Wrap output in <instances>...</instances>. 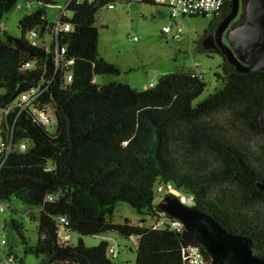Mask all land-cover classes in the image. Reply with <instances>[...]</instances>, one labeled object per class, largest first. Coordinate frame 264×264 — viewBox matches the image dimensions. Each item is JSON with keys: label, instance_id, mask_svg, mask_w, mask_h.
Returning <instances> with one entry per match:
<instances>
[{"label": "trees", "instance_id": "16d2710c", "mask_svg": "<svg viewBox=\"0 0 264 264\" xmlns=\"http://www.w3.org/2000/svg\"><path fill=\"white\" fill-rule=\"evenodd\" d=\"M18 1L0 0V110L44 82L42 101L58 121L51 132L22 114L16 137L30 139L31 146L15 149L0 171V198L28 203L30 219L38 222L37 242L26 253L42 257L41 264H115L106 240L87 246L82 237L116 232L137 239L135 264H183L182 231L153 225L161 218L157 204L164 186L166 195H194L193 208L249 237L264 259V191L257 186L264 181V71L241 73L221 50L201 46L222 56L216 77L223 87L198 103L207 83L191 68L165 74L143 90L117 81L101 84L97 76L121 69L100 54L97 14L109 3L132 1L93 0L73 6L74 28L60 39L75 59L73 81L64 85L56 76L49 86L53 54L28 38L29 31L47 27L43 11L20 19V37L1 26ZM231 9L232 0H226L222 17ZM28 62L33 67L26 69ZM49 195L53 201H46ZM121 202L142 215L138 223L114 221ZM60 214L80 235L77 244L60 243ZM10 225L26 243L22 225L14 219Z\"/></svg>", "mask_w": 264, "mask_h": 264}, {"label": "rangeland", "instance_id": "374dc122", "mask_svg": "<svg viewBox=\"0 0 264 264\" xmlns=\"http://www.w3.org/2000/svg\"><path fill=\"white\" fill-rule=\"evenodd\" d=\"M53 1V4L34 2L31 8H27L26 0H19L23 7L15 6L4 16L1 26L11 35L20 37L22 35L19 27L20 19L26 13L38 10L43 11L49 23H55L59 18L60 6H64L67 0ZM115 4L114 9L103 7L99 10L96 25L99 29L101 56L118 65L121 73L97 76V82L105 84L117 81L143 90L155 85L165 74L191 68L196 63H200L204 70L207 87L195 103L206 99L223 87V82L216 77V72L220 71V65L223 62L222 56L218 53L209 54L201 49L202 38L215 25L214 18L203 15L179 17L183 35L179 39H174L172 35L166 37L163 34V29L171 22L168 6L159 7L142 1L132 3L118 1ZM243 19L242 5L238 18L233 21V24ZM134 37L138 39L134 40ZM174 195L184 197L180 193ZM0 204L6 206V210L0 212V256H7L13 249L16 261L13 264H41L42 257H36L30 252L26 253V247L37 242L38 222L32 221L29 216L32 206L16 197L10 200L0 198ZM113 217L115 222H123L125 218H129L138 223L142 215L128 203L121 202L117 204ZM13 219L22 225L21 233L26 243L19 232L11 227L10 223ZM150 223L151 220L148 218L147 224ZM106 236L116 240L118 244L119 252L113 258L115 264H135L138 246L136 238H126L116 232H110ZM79 238L78 233L72 232L70 244H77ZM82 238L87 246L98 245L103 240L101 236H83ZM22 259L23 263H21Z\"/></svg>", "mask_w": 264, "mask_h": 264}, {"label": "built area", "instance_id": "2783aa9c", "mask_svg": "<svg viewBox=\"0 0 264 264\" xmlns=\"http://www.w3.org/2000/svg\"><path fill=\"white\" fill-rule=\"evenodd\" d=\"M129 1H142V0H129ZM161 1L170 8V25H167L163 29V34L168 37L173 36L174 39H179L183 35L182 23L178 21L182 16H195L206 15L214 18L219 16L225 6L226 0H155ZM34 2H40L47 4L45 0H26L27 8H31ZM93 0H67L64 6H60V14L57 22L47 23V27L44 31L41 29H33L29 31L28 38L30 43L35 47H42L47 52L53 54L54 71L49 76V86L54 77H59L60 82L64 85L70 84L73 79V71L75 67V59L67 56V48L60 44V39L63 33L73 30L74 25L71 22L73 12L72 8L75 4L92 3ZM116 2L109 3L106 8L114 9ZM15 6L22 8L23 5L16 3ZM134 37V40H137ZM33 67V63L28 62L25 65L26 69ZM197 74H204V70L200 63H196L194 67H191ZM44 82L38 86L24 92L18 96L15 100L4 106L0 110V171L3 168L7 157L15 150L26 151L31 146V140L28 138H17L16 132L19 128L18 121L22 114H26L34 122L45 127L48 131L56 132L57 129V117L53 109L42 101L46 85ZM51 165L46 167V170H51ZM171 190V189H169ZM159 191L162 194L161 200L168 192L164 186L159 187ZM183 204L193 208L195 205V196L187 195L184 197H178ZM54 196L49 195L46 201H53ZM6 206L0 204V212H4ZM57 224L59 227L58 238L61 244L66 245L71 242V235L73 230L71 229L70 220L67 215L60 214L57 216ZM156 228L168 225L176 230H183V223L170 216L168 213L162 211L161 218L153 224ZM108 242L107 255L110 258H114L118 254V244L116 240L103 235L101 236ZM183 264H210L204 254L202 247L196 244L187 242L182 249ZM15 256H0V264H13ZM68 264V263H62Z\"/></svg>", "mask_w": 264, "mask_h": 264}, {"label": "water", "instance_id": "95a60500", "mask_svg": "<svg viewBox=\"0 0 264 264\" xmlns=\"http://www.w3.org/2000/svg\"><path fill=\"white\" fill-rule=\"evenodd\" d=\"M242 5L244 19L232 25ZM225 34L229 43L223 39ZM202 47L207 51L221 50L241 73L264 71V0H232L231 11L215 33L207 36ZM260 120L264 127V110ZM257 186L264 191V181ZM157 206L183 223V239L205 249L210 264H264L249 237L228 231L214 217L186 206L176 195L164 196Z\"/></svg>", "mask_w": 264, "mask_h": 264}, {"label": "flooded vegetation", "instance_id": "af4514ba", "mask_svg": "<svg viewBox=\"0 0 264 264\" xmlns=\"http://www.w3.org/2000/svg\"><path fill=\"white\" fill-rule=\"evenodd\" d=\"M225 16H223L222 17V15L220 14L219 16H216V18H215V25H214V27L209 31V32H207L205 35H204V37L202 38V41H201V45H202V43H203V41L207 38V36L209 35V34H214L215 33V31H216V29H217V27L219 26V24H220V22L222 21V19L224 18ZM238 18V17H237ZM236 18V19H237ZM235 19V20H236ZM241 21V20H240ZM240 21H238L237 23H239ZM237 23H235V24H237ZM235 24H233L232 23V25H235ZM224 41L227 43L228 42V40H227V38H226V34L224 35ZM229 43V42H228ZM219 50V49H218Z\"/></svg>", "mask_w": 264, "mask_h": 264}, {"label": "crops", "instance_id": "0c3cea01", "mask_svg": "<svg viewBox=\"0 0 264 264\" xmlns=\"http://www.w3.org/2000/svg\"><path fill=\"white\" fill-rule=\"evenodd\" d=\"M156 5H158L159 7L160 6H166V4L165 3H163V2H161V1H156Z\"/></svg>", "mask_w": 264, "mask_h": 264}]
</instances>
